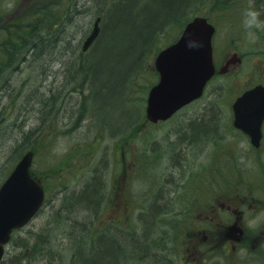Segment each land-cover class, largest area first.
I'll return each instance as SVG.
<instances>
[{"label":"rangeland","instance_id":"obj_1","mask_svg":"<svg viewBox=\"0 0 264 264\" xmlns=\"http://www.w3.org/2000/svg\"><path fill=\"white\" fill-rule=\"evenodd\" d=\"M216 1L213 9L212 1L199 7L196 16L206 15L216 27L213 38L216 59L224 63L236 53L240 63L230 70L232 73L227 71L228 76L211 82L201 100L168 122L156 125L146 122L144 99L156 81L155 56L177 32L173 26L164 30L165 35L150 52L144 53L141 68L130 76L124 60L127 49L136 40L130 34H116L117 30L111 28L91 54L92 84L82 87L81 79L72 86L61 84L58 65L46 67L50 77L25 69L17 74L16 84H0V183L12 163L34 148L31 169L46 191V201L38 215L12 236L2 264H14L11 259L15 261L18 257L22 264H71L73 249L63 230L68 234L72 231L84 234L89 242L97 232L111 230L121 242L128 239L130 248L132 244L135 247L133 264H152L149 257L144 259L142 251L152 247L149 254L161 259L156 264H166L167 258L170 264H264V232L255 230L264 224V141L261 149L253 150L229 123L232 100L242 89L253 85L249 82L254 77L264 73V53H259L264 51V28L255 31L256 39L252 42L242 23L243 12L250 6L260 11L264 20V0ZM43 4H52L56 11L62 8L63 15L71 0H0V23L4 25L9 18L15 20V15ZM99 7L102 6L97 2L83 5L80 0L77 8L81 10L72 16L66 29L73 32L70 43L77 45L90 32ZM221 15L224 16L219 18ZM236 16L240 17L239 24L224 20H236ZM245 77L249 79L242 81ZM79 89L83 91L80 96L75 92ZM64 95L69 97L66 102ZM56 99L60 100L59 113H54L51 107ZM41 100H46L44 113L35 110ZM51 111L53 114L46 116ZM202 114L214 119V130L196 138V143H189L195 134L188 126ZM131 123L133 129L122 132ZM211 126L212 123H207L208 131ZM180 128L184 129L181 133L177 132ZM30 131L38 136L28 142L22 134ZM124 137L128 138V145L123 144ZM26 143L20 156L10 160L18 153V146ZM225 155L232 158L231 163H225ZM64 161H71L66 169L62 166ZM96 167L106 188L100 206L93 210L90 206L93 202L81 205L74 197L94 176ZM115 188L117 196L111 200L109 196ZM236 191H242L246 203L241 213L245 212L241 220L248 225L243 233V246H235L232 251L230 248L236 241L226 240L222 233L219 236L216 225L215 231L214 223L201 216L193 217V229L184 232L172 229V223L178 219L176 223L180 225L181 217L175 211L178 205H197L205 196L214 206L213 202H223L228 199L226 194L232 197L237 195ZM238 233L228 232L232 237ZM204 236L206 245L201 242ZM257 237L262 248L252 250L249 246ZM106 243L107 251L114 249ZM82 253L86 255L85 250ZM98 259L93 251L86 262L95 264Z\"/></svg>","mask_w":264,"mask_h":264},{"label":"trees","instance_id":"obj_2","mask_svg":"<svg viewBox=\"0 0 264 264\" xmlns=\"http://www.w3.org/2000/svg\"><path fill=\"white\" fill-rule=\"evenodd\" d=\"M82 1H83V5L84 2L87 3L97 2L102 6L101 8L99 7V10L97 11V15H96L101 17L100 33L95 42L96 44L94 43L95 46L93 44L89 54H82L79 52L80 50L79 43L77 45L70 43L71 34H73V32L72 29L68 32L66 30L69 24H71V18H74L72 16L76 15L81 10L80 8H77L80 0H71L70 8L67 10L66 13H63V15H61L63 9L60 8L56 11L52 4L51 6L49 4L35 5L30 9V11L26 10L17 16L15 15V17H17L15 18V20H11V18H9L7 23H4V25L0 23V84H16L17 74L19 75L20 71L23 72L25 69L28 70L29 73L30 72L35 73L38 71L39 73L41 72L44 73L43 67H41L40 64L44 63L45 60L52 61V59L54 60V63L57 62L58 64L67 67L66 70L63 69L65 68L64 66L63 68L62 67L60 68V73L63 76L66 75L73 76L71 75V69L74 68L76 65L77 68L80 67L83 68V71H80L83 74V78L80 80L81 82L78 81V77L77 78L74 77L71 79V81L72 80L73 82L75 81L74 84H78L80 82V84H82V87L84 86V84L87 85L92 84L91 82L92 69L90 68L91 54L96 49L97 43L103 38V35L104 36L107 35V33L111 31V28L117 30V31L114 30L116 34L119 35L130 34V37L136 40L132 44V46H130L129 49H127L128 51L126 52L127 53L125 59L126 61L124 60V63L125 62L127 63V67L129 69V76H130L138 72V70L141 68L142 63H140V60L145 56L144 53L146 54V52H150L154 43L165 35L164 30H166L170 26H173L172 28L174 27L177 28V32L172 37L170 43L174 42L177 39L180 32L182 31L185 24L196 16L197 14L196 11H199V7H202L204 6V4L206 3L208 4V2L212 1L213 3L210 5V8L213 9L214 5H216L217 3L216 0H200V2L199 0H82ZM230 1L233 0H229L228 2ZM16 13H20V12H16ZM223 16L224 15H221L219 18H222ZM203 17H206L208 19L206 15H203ZM238 18L240 19V17L236 16L235 18L236 20H233V18H230L232 20L230 19H224V20H226L227 22H232V23L236 22V24H239ZM104 30H108V31L105 33ZM58 51L59 53L57 55ZM259 53L262 55L264 51H260ZM73 55L75 56L78 62L75 63V61L74 62L72 61ZM133 56H135V58L131 60ZM36 59L37 62L36 64H34L33 61H35ZM75 92H77L79 96L83 93V91H80V89L79 91L75 90ZM63 99L64 102H66L67 99H69V97L64 95ZM59 101L58 100L55 101L54 105L52 104L53 106H51L55 110L54 113H59V111L61 110L60 108H58L60 106ZM45 102L46 100L44 101L41 100L39 101V103L37 102L38 107L35 108V110L39 111V113L40 111L43 112V107ZM45 114L46 116H50L53 113L51 111ZM202 115L200 118H204L205 124H203L202 123L203 121L201 122L200 118H198V120L192 121L191 124L188 126L189 131L192 132V135L195 134L189 143H191L192 141L193 143H196V141H194L196 138H199L202 135L207 136L209 133H211L212 130H214L213 127L214 119L212 120L209 119L208 117L210 116L209 114L203 116ZM47 118L48 117H46V119ZM132 123L126 130L122 132L131 131L133 129ZM207 123H212L211 126L212 129L210 128V131H208L209 128L207 127ZM204 129L205 131L202 133ZM177 132L179 131L177 130ZM192 135H190L189 137H192ZM22 136L23 138L27 139V141L29 142L33 137L34 139H36L38 135H34V132L30 131L28 133L22 134ZM123 144L128 145V138L126 137L123 138ZM26 146L27 143L24 144L23 146L19 145L18 149L17 150L15 149L18 153H16L15 157H12L10 160L15 161L20 156V154L25 150ZM225 156H226L225 162L228 161L229 164V161L232 160V158H230L228 155ZM70 162L71 161L69 162L64 161L65 164L62 163V166H64L63 169H66L67 168L66 165ZM94 171H95L94 176L90 177L86 181V183H84V187L81 190H79L74 197L75 201L77 203H80L81 205H85V202L86 203L93 202V204L90 205L92 206L93 210L100 206L104 197V190L106 188V187L104 188L105 181L103 180V178H101L100 175L101 171L99 170L98 172V167H96ZM31 172L33 177L34 176L36 177V175H34L33 173L34 169ZM219 172H221V170H219ZM224 177L226 178V176ZM45 179L48 180V174L46 176V172H45ZM83 191L84 193L81 195ZM117 191L118 188L113 189L112 194L109 196V199L114 200L117 196ZM230 196L231 195L228 194L225 195V197L228 199L230 198ZM177 221L178 220L172 223L171 225L172 229L177 232H184L185 230L183 229V227L177 225L176 223ZM71 225L72 224H70L69 226ZM151 230L152 229L147 230L148 233H151ZM62 234L66 238H68V240H70V243L72 245L73 252L72 255L70 256L71 264H87L86 261L89 259L91 254H93V251L97 253L99 258L98 260H96V262L94 260L95 264H133L132 261L136 254L134 250L135 247L132 244L130 248V246L128 245L129 243L128 239L127 242H125L124 240L123 242H121L117 237L113 236V232L111 230L97 232L94 235V237L90 240V242L88 239L86 240L84 234L80 235L75 231H72V233L68 234L66 230H63ZM106 242L112 244L114 246V249L107 251L106 246L108 243ZM201 242H203V240ZM89 248L91 250H89ZM152 248L143 249L142 250L143 257L144 259H147L149 257L156 264L157 262L161 261V259L155 254H149V252H152L151 251L153 250ZM83 250L86 251V255L82 253ZM18 258L19 259L15 261L14 259H11L12 263L22 264L20 261L21 258L20 257ZM167 259H165L166 264H170V262H167ZM153 262L152 264H154Z\"/></svg>","mask_w":264,"mask_h":264},{"label":"water","instance_id":"obj_3","mask_svg":"<svg viewBox=\"0 0 264 264\" xmlns=\"http://www.w3.org/2000/svg\"><path fill=\"white\" fill-rule=\"evenodd\" d=\"M99 21L100 18L95 20L84 41L83 51L97 38ZM214 31L205 18L195 17L186 24L177 41L157 55L155 68L159 80L147 95L145 116L148 121H166L202 96L206 83L215 73L211 45ZM189 38L198 41L201 47H186ZM232 109L234 126L258 147L264 120V87L256 86L244 92L233 103ZM32 160V152L24 154L0 186V260L12 231L25 226L44 201L43 189L30 176Z\"/></svg>","mask_w":264,"mask_h":264},{"label":"flooded vegetation","instance_id":"obj_4","mask_svg":"<svg viewBox=\"0 0 264 264\" xmlns=\"http://www.w3.org/2000/svg\"><path fill=\"white\" fill-rule=\"evenodd\" d=\"M235 54V53H233ZM232 55V54H231ZM230 55V56H231ZM213 57H214V63H215V67H216V70L218 69H221L223 65H226L227 62H228V59L224 62V63H220L218 58L216 59V52L215 50H213ZM230 58V57H229ZM234 59L236 60L237 63H239L238 61V58L237 57H234ZM237 65V64H236ZM235 65H232V64H228L224 71H223V74L220 75V74H215L214 75V79L212 81H210L208 84H210L211 82H213L216 78H220V77H225V76H228L230 73H232V70L233 67ZM227 71H230V73L228 75L227 74ZM247 79L249 78H246L242 81H246ZM252 79V78H251ZM253 82V83H252ZM249 84H253L247 88H244L242 89L238 94L237 96H235V98L232 100V104L233 102L235 101V99L240 96L245 90L247 89H250L252 87H255L257 85H264V73L261 74V76H258L257 78H253ZM232 110V109H231ZM231 117H230V124H231V127L233 129L234 132L240 134L241 136H243L245 139L248 140L247 136L245 134H243L241 131L239 130H235L233 128V112L231 111ZM262 141H261V145L258 149H253L255 151L261 149L263 147V141H264V121H263V124H262ZM249 142V140H248ZM252 148V147H251ZM230 157V156H229ZM231 163V162H229ZM231 197V196H230ZM260 202V199H256ZM199 204L197 205H181L177 207V209L175 210L176 211V216L179 218V216L181 217V221H180V225L178 223V225L180 227H183V229L185 230H190V229H193L194 226H195V222L192 220L193 217L197 216V217H205L207 218L208 220L212 221L214 224L212 225V227L214 228L215 230V225H216V228L218 229V232L219 233V236H221V233H222V237H224L226 240L227 239H232L235 242L236 245L232 246L230 249L232 251L235 250V246L239 247V246H243L245 244L244 242V235L243 233L247 231V224L246 222L242 219V216L243 214L242 213V206L244 207V205L246 204L245 203V196L242 195V191H240L239 193H237V195H232L231 198L229 199H225L223 202H213V205H211V203L207 200V198L205 196H203V199H199ZM215 204L217 206H215ZM219 206V208H218ZM245 211V210H243ZM179 221V219H178ZM254 230V229H253ZM257 232L261 233V232H264V224L260 225L259 227H257L255 229ZM216 231V230H215ZM198 232H206L205 230H198ZM233 234V233H238V235H235V236H229V234ZM264 234V233H263ZM258 237L253 241L255 242L254 244L250 245V249L254 250L256 248H258L260 245H258L257 243L259 242L258 240ZM203 244L206 245V237L204 236L203 237ZM225 240V241H226ZM224 242H222L221 244H223ZM196 247V246H195ZM261 247V246H260ZM192 248H194V246H192ZM197 248V247H196ZM226 249H228L226 246L224 247ZM262 248V247H261ZM194 250V249H193ZM257 253V252H256ZM262 252L259 253V255H261ZM258 255V253H257ZM264 255V253L262 254V256ZM257 258V257H255ZM262 259H264V257H262ZM257 261V260H256Z\"/></svg>","mask_w":264,"mask_h":264},{"label":"clouds","instance_id":"obj_5","mask_svg":"<svg viewBox=\"0 0 264 264\" xmlns=\"http://www.w3.org/2000/svg\"><path fill=\"white\" fill-rule=\"evenodd\" d=\"M262 13L256 10L254 7H248L243 12V26L247 30V35L252 42H255L256 36L255 31L264 28V20H261ZM186 47L189 49L199 48L201 44L189 38L186 41Z\"/></svg>","mask_w":264,"mask_h":264},{"label":"bare ground","instance_id":"obj_6","mask_svg":"<svg viewBox=\"0 0 264 264\" xmlns=\"http://www.w3.org/2000/svg\"><path fill=\"white\" fill-rule=\"evenodd\" d=\"M58 53H59V51L57 52V55H58ZM72 61L73 62L75 61V63L78 62L74 55H73ZM36 62H37V59L35 61H33L34 64H36ZM70 62H71V60H70ZM37 64H39V63H37ZM55 65H58L57 69L59 70V72H60V68L61 67L63 68V66H64V65L58 64L57 62L54 63V60L53 59H52V61H50V60H47L46 61L45 60L44 63H41L40 64V66L43 67L44 73L41 72L40 74L46 75L47 77H50L51 74H48V71L46 72V67L49 68L50 66H55ZM72 65H74V64H72ZM52 68H54V67H52ZM66 68L67 67H65L63 69L66 70ZM80 71H83V68H81V67L80 68H77V65H76L74 68L71 69V75H73V76H67V75L66 76H63V75H60V78H59L60 83L61 84H66L68 86L74 85V82L75 81L74 82H73V80L71 81L72 78H74V77H76V78L78 77V79H82L83 78V74ZM200 120H201V122L203 121L202 123H205L204 118H200ZM178 131H179V133H181L183 130H182V128H180ZM184 135H187V134H184Z\"/></svg>","mask_w":264,"mask_h":264}]
</instances>
